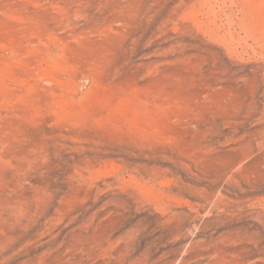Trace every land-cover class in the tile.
<instances>
[{"label":"rangeland","instance_id":"rangeland-1","mask_svg":"<svg viewBox=\"0 0 264 264\" xmlns=\"http://www.w3.org/2000/svg\"><path fill=\"white\" fill-rule=\"evenodd\" d=\"M0 264H264V0H0Z\"/></svg>","mask_w":264,"mask_h":264}]
</instances>
